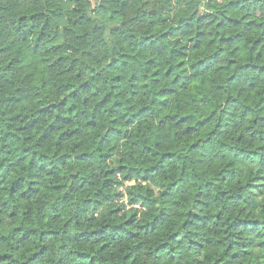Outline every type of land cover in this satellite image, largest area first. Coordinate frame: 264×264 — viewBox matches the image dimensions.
Instances as JSON below:
<instances>
[{
  "label": "trees",
  "instance_id": "trees-1",
  "mask_svg": "<svg viewBox=\"0 0 264 264\" xmlns=\"http://www.w3.org/2000/svg\"><path fill=\"white\" fill-rule=\"evenodd\" d=\"M0 264H264V0H0Z\"/></svg>",
  "mask_w": 264,
  "mask_h": 264
}]
</instances>
